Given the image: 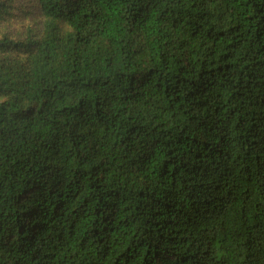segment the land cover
Here are the masks:
<instances>
[{
    "label": "trees",
    "instance_id": "obj_1",
    "mask_svg": "<svg viewBox=\"0 0 264 264\" xmlns=\"http://www.w3.org/2000/svg\"><path fill=\"white\" fill-rule=\"evenodd\" d=\"M0 264H264V0H0Z\"/></svg>",
    "mask_w": 264,
    "mask_h": 264
}]
</instances>
